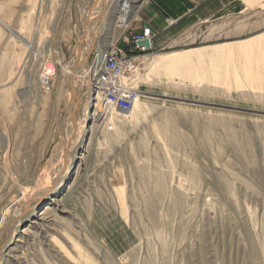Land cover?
Returning a JSON list of instances; mask_svg holds the SVG:
<instances>
[{
	"label": "rangeland",
	"instance_id": "374dc122",
	"mask_svg": "<svg viewBox=\"0 0 264 264\" xmlns=\"http://www.w3.org/2000/svg\"><path fill=\"white\" fill-rule=\"evenodd\" d=\"M115 1L0 0V264H264V0L159 47L149 29L128 111L91 108L66 70L101 51L90 25L102 47L117 40ZM47 58L58 67L43 93ZM61 92L71 117L50 104ZM87 156L111 176L96 178L106 190L74 178ZM64 169L66 186L32 223Z\"/></svg>",
	"mask_w": 264,
	"mask_h": 264
},
{
	"label": "crops",
	"instance_id": "0c3cea01",
	"mask_svg": "<svg viewBox=\"0 0 264 264\" xmlns=\"http://www.w3.org/2000/svg\"><path fill=\"white\" fill-rule=\"evenodd\" d=\"M239 0H137L133 2L131 0H118L115 1V6L119 8V20L124 25H114L113 29L120 31V35L117 40H113L110 44H105L104 47L100 45V34L95 33V24L90 25L91 30V39H90V47L92 45H96L95 50L102 49H110L114 47L121 51H128L130 49V37L132 34H136L137 32H141L143 28H148L154 34L153 45L159 47L161 45H165L166 43L173 42L174 37H177L181 33L188 32L191 27L201 25V23L206 20L215 19L221 17L223 12L228 9V12L232 10L237 5ZM244 1V0H241ZM136 4V6H135ZM140 4V5H139ZM139 6V8H138ZM134 8V9H133ZM96 9V8H95ZM93 9L90 13V19H96L98 14V10ZM127 10L125 18L122 19V14ZM132 9L134 11H132ZM138 9V11H137ZM132 11V12H131ZM130 18L128 17L129 14ZM94 15V16H93ZM129 18V19H128ZM98 27L102 30L103 33L105 30V21L97 22ZM97 25V24H96ZM92 26V27H91ZM107 29V27H106ZM111 33L105 34L106 37ZM96 38V40H95ZM102 41V40H101ZM104 43V42H102ZM102 47V48H100ZM82 69V68H81ZM66 70L71 71V68L67 67ZM68 71V75L69 74ZM64 90V89H63ZM79 98V97H78ZM56 99L60 101L57 102ZM63 101V102H62ZM69 99L61 92L60 96H54L51 99L52 108L57 109L58 107L53 103L60 104L62 109L59 111L60 115L64 114L67 118L71 117L70 107L68 108ZM62 123L64 124V118H62ZM53 157L54 153L58 152L56 147H58V143L53 144ZM52 154V151H51ZM76 158V157H75ZM53 162H55V158H53ZM91 156L85 157L86 164H82L81 169L78 172H74L73 176L76 177V174H80L78 177H87L95 179L91 183H83L86 189L91 190L92 192H101L103 188L105 190L107 187L109 188V180L107 181H96V178L107 177L108 179L111 177L108 172H103L101 169L90 168L89 164H91ZM73 160V158H72ZM83 168V169H82ZM60 173V172H58ZM53 172L51 176H56ZM97 206V205H96ZM94 209V208H92Z\"/></svg>",
	"mask_w": 264,
	"mask_h": 264
},
{
	"label": "built area",
	"instance_id": "2783aa9c",
	"mask_svg": "<svg viewBox=\"0 0 264 264\" xmlns=\"http://www.w3.org/2000/svg\"><path fill=\"white\" fill-rule=\"evenodd\" d=\"M146 38L150 39L148 28L145 29L144 34L131 35L132 47L128 51L123 52L111 47L105 51L95 52L92 58L88 55L85 61L77 64H81L82 68H79L77 76L87 87V100L90 104H92L91 98H94L95 104L93 107L96 106V97L101 94V102L104 105L122 111H128L132 108L137 97V91L132 87L135 85L134 81L137 74V52L147 50L144 46H138L137 42ZM120 54H123V56ZM57 67L58 63L49 58L42 63L38 81L40 90L43 93L52 91L57 75ZM101 107L105 109V106Z\"/></svg>",
	"mask_w": 264,
	"mask_h": 264
},
{
	"label": "water",
	"instance_id": "95a60500",
	"mask_svg": "<svg viewBox=\"0 0 264 264\" xmlns=\"http://www.w3.org/2000/svg\"><path fill=\"white\" fill-rule=\"evenodd\" d=\"M86 22H87V24L89 23L88 20ZM137 45L138 46H144L146 49H149L151 47V42L148 38H146L142 41L137 42ZM120 55L123 56V54H120ZM76 69H77V67L73 68L72 75L69 78V85L71 88H73V73L76 71ZM72 92H73V89H72ZM74 93L75 92H73V95H74ZM77 103H79L78 99H77ZM72 119H73L74 128L76 129L77 128V117L75 116V114H72ZM64 162H65V167H66L67 166L66 155L64 156ZM76 165H77V163L74 162V164L72 165V167L70 169L73 170L76 167ZM64 172H65V169L61 173V175H63ZM56 184H57V181L52 185V187L49 189V191L46 195H44L41 199H39V200H37V202H35L36 203L35 204L36 212L31 215L30 219H28L29 221L33 222V220H35L37 218V215L41 213L42 208L44 209L45 207L54 206V205H52L51 201L54 199L55 194L62 192V190L64 189V187L66 186L67 183L64 184L63 187L59 191L55 192L54 187ZM31 204H32V202H30V205ZM30 208H28L29 211H31Z\"/></svg>",
	"mask_w": 264,
	"mask_h": 264
},
{
	"label": "bare ground",
	"instance_id": "6f19581e",
	"mask_svg": "<svg viewBox=\"0 0 264 264\" xmlns=\"http://www.w3.org/2000/svg\"><path fill=\"white\" fill-rule=\"evenodd\" d=\"M131 1H133V2H136L137 0H131ZM93 8V7H92ZM128 10V9H127ZM127 10L125 9V11L123 12V14H122V19H124L125 18V15H126V13H127ZM91 11L92 10H90V12H89V15H90V13H91ZM94 11V10H93ZM94 16V15H93ZM88 20H89V17H88ZM91 20V19H90ZM89 24V23H88ZM84 26V25H83ZM89 31L91 32V30H90V26H89ZM80 69H81V64H80ZM69 76H71L72 75V70L71 71H69ZM78 74V72H77V70L73 73V75H77ZM79 77V76H78ZM75 89V88H74ZM73 92H75L74 90H73ZM73 92H72V96H74L73 95ZM78 94V93H77ZM76 97L78 98V95H76ZM79 100H80V98H78ZM96 99H97V101L99 102V99L101 100V98L100 97H96ZM91 100H92V102L94 101V98L92 99L91 98ZM90 105H92V104H90ZM91 108H92V106H91ZM92 112V111H91ZM90 113V112H89ZM88 119V118H87ZM72 165V164H71ZM70 167V166H69ZM67 180V175H61V173H59V175H58V178H57V180H55L54 182H53V184L57 181V184L55 185V187H54V190H55V192H57V191H59L60 189H61V187H63V185H64V181H66ZM66 184V183H65ZM26 187V186H25ZM53 190V191H54ZM22 196V195H21ZM44 195H42L41 196V198L43 197ZM40 198V199H41ZM26 209V208H25ZM43 209V208H42ZM36 212V210L33 212V213H35ZM38 215H40V214H38ZM33 223V222H32Z\"/></svg>",
	"mask_w": 264,
	"mask_h": 264
}]
</instances>
